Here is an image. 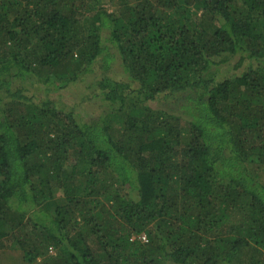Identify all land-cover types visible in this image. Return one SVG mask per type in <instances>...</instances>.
Returning a JSON list of instances; mask_svg holds the SVG:
<instances>
[{
	"label": "trees",
	"instance_id": "1",
	"mask_svg": "<svg viewBox=\"0 0 264 264\" xmlns=\"http://www.w3.org/2000/svg\"><path fill=\"white\" fill-rule=\"evenodd\" d=\"M75 85L108 110L63 102ZM4 242L26 264H264V0H0Z\"/></svg>",
	"mask_w": 264,
	"mask_h": 264
},
{
	"label": "rangeland",
	"instance_id": "2",
	"mask_svg": "<svg viewBox=\"0 0 264 264\" xmlns=\"http://www.w3.org/2000/svg\"><path fill=\"white\" fill-rule=\"evenodd\" d=\"M237 58H234V60H237ZM233 60V61H234ZM223 67V68H222ZM220 66V68H222V73L219 75V77H223L225 75H232L235 73L234 69L231 68L230 65H228L227 67L225 66ZM246 67V65H245ZM95 71L94 73H91L87 78L88 80L93 81L94 79L100 77L103 73L100 69L97 68V66L95 67ZM111 75V74H109ZM118 78H123V76H120L118 74ZM30 88V87H29ZM29 92H33V93H37L40 94L42 91L40 88H36V86L34 88H30ZM87 94V92L85 91V89H83V87L81 85H75L72 87H69L68 89L65 90H61L60 95L61 96V100L65 103H71L74 102L75 99H81L83 100L81 102V106H83L86 110H88L90 113H92L93 115L97 116L100 113L106 112L108 110L107 105L104 101H101L100 98H96L94 100L92 99H85L84 100V95ZM55 250L52 249L49 252V255H55ZM23 252L20 248H15L10 246L9 242H4L3 245L0 246V261L4 262V264H26L23 258ZM42 258H39L37 260V262L33 263V264H39V261H41Z\"/></svg>",
	"mask_w": 264,
	"mask_h": 264
},
{
	"label": "built area",
	"instance_id": "3",
	"mask_svg": "<svg viewBox=\"0 0 264 264\" xmlns=\"http://www.w3.org/2000/svg\"><path fill=\"white\" fill-rule=\"evenodd\" d=\"M143 237V236H142ZM144 238V240H145V237H143Z\"/></svg>",
	"mask_w": 264,
	"mask_h": 264
}]
</instances>
